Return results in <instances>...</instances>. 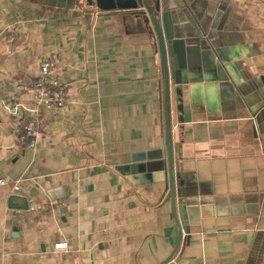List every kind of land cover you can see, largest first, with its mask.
<instances>
[{
  "label": "crops",
  "instance_id": "crops-1",
  "mask_svg": "<svg viewBox=\"0 0 264 264\" xmlns=\"http://www.w3.org/2000/svg\"><path fill=\"white\" fill-rule=\"evenodd\" d=\"M190 1L201 15L220 8L214 40L237 72L217 79L196 47L181 84L169 79L181 235L159 170L144 166L138 184L115 170L164 142V73L142 23L128 10L0 0V264H264V0ZM45 56L67 103L40 110L28 147L12 108L35 106L17 86ZM12 195L28 209L9 207Z\"/></svg>",
  "mask_w": 264,
  "mask_h": 264
},
{
  "label": "water",
  "instance_id": "water-1",
  "mask_svg": "<svg viewBox=\"0 0 264 264\" xmlns=\"http://www.w3.org/2000/svg\"><path fill=\"white\" fill-rule=\"evenodd\" d=\"M46 7L66 10L96 8L97 10H128L139 20L147 33L154 39L164 73V142L160 150L148 152L146 155L131 157V162L118 164L115 170L125 176L133 184L143 182V177L149 174H139L138 171H157L154 181L163 182L171 195V207L175 222L180 227L181 235L187 232L184 225L186 206L182 198L186 196L185 178L174 165L173 142L171 136L169 79L173 78L177 85L181 84V69L185 68L186 55L196 51L203 56V66L206 72L211 69L219 80L235 82V64L227 57L215 42L216 24L220 16L219 7L208 6L203 15L190 0H38ZM209 5V3H205ZM218 17V18H217ZM203 36H205L203 38ZM215 39V40H214ZM172 71L170 72V70ZM154 160V161H150ZM140 161H148L140 163ZM145 163V164H144ZM152 182V178H147ZM175 195L178 199L175 200ZM8 206L13 209H28L27 201L16 195L8 200ZM177 209V210H176ZM18 215V214H16ZM19 217V216H18ZM171 259L168 256L158 264H166Z\"/></svg>",
  "mask_w": 264,
  "mask_h": 264
},
{
  "label": "built area",
  "instance_id": "built-area-1",
  "mask_svg": "<svg viewBox=\"0 0 264 264\" xmlns=\"http://www.w3.org/2000/svg\"><path fill=\"white\" fill-rule=\"evenodd\" d=\"M17 88L22 92H31L35 106L28 107L21 103L13 105L12 114L21 126L16 129L18 140L33 147L39 134L40 110L61 109L67 103V98L62 85L55 75V60L53 56L42 58L39 67V75L34 80L21 81ZM6 182L0 179V185ZM13 192H19L17 186L13 187ZM57 248L66 247V244L58 243Z\"/></svg>",
  "mask_w": 264,
  "mask_h": 264
}]
</instances>
